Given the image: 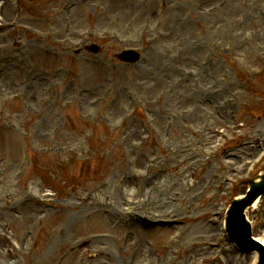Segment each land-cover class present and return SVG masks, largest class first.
Wrapping results in <instances>:
<instances>
[{
  "label": "rangeland",
  "instance_id": "obj_1",
  "mask_svg": "<svg viewBox=\"0 0 264 264\" xmlns=\"http://www.w3.org/2000/svg\"><path fill=\"white\" fill-rule=\"evenodd\" d=\"M0 3V264H254L224 219L264 168V0Z\"/></svg>",
  "mask_w": 264,
  "mask_h": 264
},
{
  "label": "water",
  "instance_id": "obj_2",
  "mask_svg": "<svg viewBox=\"0 0 264 264\" xmlns=\"http://www.w3.org/2000/svg\"><path fill=\"white\" fill-rule=\"evenodd\" d=\"M264 191V183L258 185V187H255L248 196V200L249 202L252 201V199L257 196L258 194L262 193ZM245 205H240L238 201L234 202V205L231 208V219L228 222V230L229 233L231 234L232 237L236 238L235 236V228H236V223L237 221L240 222V224H243L241 217L243 216V209H244ZM249 228V227H248ZM246 231V232H245ZM239 238H236L239 242V244L244 245L246 243H248L247 239V229L244 230L243 228L241 229V231H237ZM250 234V231H248ZM259 264H264L263 262H259Z\"/></svg>",
  "mask_w": 264,
  "mask_h": 264
},
{
  "label": "bare ground",
  "instance_id": "obj_3",
  "mask_svg": "<svg viewBox=\"0 0 264 264\" xmlns=\"http://www.w3.org/2000/svg\"><path fill=\"white\" fill-rule=\"evenodd\" d=\"M0 80H2V82L3 83H5V84H8V78H6L5 77V79H0ZM41 82H39L38 80H36L35 82H34V84L32 83V81H30V83H29V87L27 88V90H25L29 95L30 94H33V88H36L37 90L36 91H34V94L36 95H39V90H38V88L41 86ZM27 101V100H26ZM117 102H118V100H117ZM5 128H7L6 126H5ZM29 126H27L26 127V132L24 133V135H23V139L24 138H26V147L28 148V150L30 149V148H32L33 147V143H32V140H31V133H29ZM2 148H4V147H2ZM2 148H0V149H2ZM7 152V154L9 155V156H15L16 154H17V150L15 149V150H12V149H10L9 151H6ZM18 161L17 160H15V163H17ZM124 190V189H123ZM125 191V193H126V190H124ZM120 194V193H119ZM118 194V195H119ZM121 199H125V196H124V192L123 191H121ZM259 202V200L258 201H256L255 203H258ZM258 239H260V238H258ZM263 243H264V239H260ZM106 254V252L105 251H103V250H100L99 251V254H98V257L99 258H102L103 257V255L102 254ZM68 255V253H63V256H62V258L63 257H65V256H67ZM132 261H134V257H133V259H132Z\"/></svg>",
  "mask_w": 264,
  "mask_h": 264
}]
</instances>
